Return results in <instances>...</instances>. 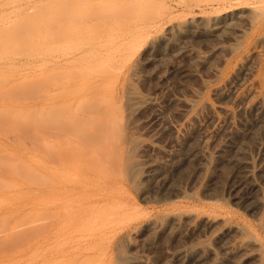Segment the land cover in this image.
Masks as SVG:
<instances>
[{"label":"rangeland","instance_id":"obj_1","mask_svg":"<svg viewBox=\"0 0 264 264\" xmlns=\"http://www.w3.org/2000/svg\"><path fill=\"white\" fill-rule=\"evenodd\" d=\"M105 1L113 4L112 0H0V111L7 110L0 119L8 116L7 122L4 118L0 123L5 127H0L4 130L0 133V166L8 168L14 160L19 164L14 163L15 170L0 167L5 171H0V181L5 180L0 182V243L11 233L15 241L9 238L0 245V264H263L264 126L247 124L248 128L244 122L250 123L256 115L246 109L248 105L258 98L264 100V55L253 54L254 47L264 50V0L251 6L263 13L257 27L239 16L217 24L208 22L215 16L248 12L250 6L247 9L235 0H114L107 7ZM98 2L103 5L96 9ZM122 2L133 3V10L126 6L122 10ZM91 5L96 10L91 11ZM137 5L142 7L137 9ZM102 6L115 7L119 16L112 11L115 8L106 13ZM146 6L152 9L149 15ZM84 9L95 14L100 10V18ZM125 10L130 13L121 12ZM121 20L125 24L117 22ZM37 79H47L40 83L49 90L46 85L40 88ZM31 81L36 87L34 82L31 88L25 85ZM20 84L38 92L30 91L33 98L29 92L31 97L23 98L27 93L20 92L21 99L18 93L26 87ZM254 85L255 92L243 102L240 97ZM80 86L84 88L79 92ZM95 99L96 109L97 104L89 105ZM51 106L63 109L51 114ZM90 107L96 111L88 110ZM79 108L84 111L75 113ZM69 109L76 117L73 113L71 117ZM38 114L46 119H36ZM67 119L74 121L72 125ZM8 121L28 126L16 125L15 129ZM52 126L60 132L68 130L69 135H60ZM25 130L29 132L25 134ZM55 132L58 136H53ZM33 134L39 138L31 140ZM35 140L40 142L32 143ZM21 141L27 145H20ZM52 149H57L56 155ZM248 169L252 171L249 179L245 177ZM101 171L112 173L106 177ZM42 176L47 183H42L46 180ZM38 232H42L40 236ZM73 232L77 234L71 235ZM79 234L86 239H78L77 244ZM9 242L17 245L12 247ZM5 243L10 244L9 249ZM95 256L98 258H92Z\"/></svg>","mask_w":264,"mask_h":264},{"label":"bare ground","instance_id":"obj_2","mask_svg":"<svg viewBox=\"0 0 264 264\" xmlns=\"http://www.w3.org/2000/svg\"><path fill=\"white\" fill-rule=\"evenodd\" d=\"M100 1H101V0H100ZM142 1H143V0H142ZM162 1H163V0H162ZM222 1H224V0H222ZM227 1H229V0H227ZM230 1H231V0H230ZM235 1H236L237 3H239V4H241V5H245V6L247 7V9H248V7H249V6L251 7V6L254 4V1H257V0H235ZM112 2H113V4H114V0H112ZM231 2H233V1H231ZM231 2H230L229 4H231ZM40 3H41V2H40ZM54 3H56V2H54ZM101 3H102V2H101ZM101 3H100V2L97 3V4H100V5H96V4H95V5L97 6V8H96V7H95V8H96V9L101 8V5H103V4H101ZM110 3H111V2H109V1H108V3H106V1H105V4H104V5L106 6V4L109 5ZM135 3H136V2H135ZM142 3H143V2H142ZM145 3H146V2H144V4H142V5H143V6L146 5ZM154 3H155V2H154ZM154 3H152V4L150 3V5H154ZM158 3H159V2H158ZM161 3H163V2H161ZM161 3H159V4H161ZM260 3H261V2H260ZM41 4H42V3H41ZM113 4L111 3L110 5L113 6ZM123 4H124V5H123ZM125 4H126V3H124V2H122V3L120 4L122 10L125 9V7L123 8L122 6H126L128 9H130L131 7H133V6H132L133 3H128V2H127V5H125ZM128 4H130V5L128 6ZM136 4H137V3H136ZM139 4L141 5L140 2H139ZM159 4L156 3V5L160 6ZM11 5H12V4H11ZM140 5H137V9H138L139 7H142V6H140ZM46 6H47V5H46ZM82 6H83V5H82ZM86 6H87V5H86ZM99 6H100V7H99ZM105 6H104V7L102 6L103 9H105V8L107 7V6H106V7H105ZM114 6H115V5H114ZM118 6H119V5H117V6H115V7H117V9H118ZM130 6H131V7H130ZM138 6H139V7H138ZM154 6H155V5H154ZM91 7H92V5L90 6V8H91ZM115 7H114V8H115ZM167 7H168V6H167ZM250 7H249L248 12H242V11H241V12H239L238 14L235 13V14H232V15H227V16H225V17H223V18H221V17H216V16H215L214 18H210V19H208V22H209L210 24H217L219 21H221V20H223V19H230L231 17H234V16L237 17V16H239V17H241V18H243V19H246L248 22H250L251 27H257L258 24H259V23L262 21V19H263V13H262L261 9L258 8V6H257V7H251V8H250ZM38 8H40V7H38ZM48 8H49V7H48ZM50 8H51V7H50ZM92 8H93V9H91V11H93V10L95 9L94 6H93ZM114 8H113V7H112V8H108L109 10L106 8L105 10H106V11L108 10V11L111 12V10L114 9ZM146 8H148V7L146 6ZM196 8H197V7H196ZM96 9H95V10H96ZM117 9L115 8V10H112V11H114V13L117 14L116 12H118V10H119L120 8H119L118 10H117ZM121 9H120V10H121ZM143 9H145V8H143ZM165 9H167V8H165ZM14 10H15V9H14ZM33 10H34V9H33ZM40 10H41V8H40ZM42 10H44V8H43ZM80 10H81V9H80ZM120 10H119V11H120ZM132 10H133V8L130 9L129 11H132ZM148 10H149V8H148ZM148 10H146V13H145V10H144V11H143V10H139V11H143L142 13L140 12L141 14L145 13L146 15H149L148 13H151L152 11L150 12V10H152V9H150L149 12H147ZM153 10H154V9H153ZM35 11H36V10H35ZM81 11H83V10H81ZM84 11H85V9H84ZM91 11L88 10V12L85 11L84 13H89V14H91V13H92ZM97 11H98V10H97ZM97 11H96V12H97ZM108 11H107L106 13H108ZM127 11H128V10H127ZM139 11H135V12H139ZM38 12H39V11H38ZM90 12H91V13H90ZM98 12H100V10H99ZM98 12H97V14H95V12L92 13V14L99 15L98 17L100 18V14H101V12H100V13H98ZM110 12H109V14H111ZM121 12H125V13H126V10H125V11H121ZM217 12H218V11H217ZM236 12H237V11H236ZM69 13H70V12H69ZM75 13H77V12H75ZM78 13L81 14V12H79V11H78ZM78 13H77V14H78ZM103 13H104V12L102 11V14H103ZM106 13H105V15H106ZM112 13H113V12H112ZM129 13H130V12H129ZM129 13H126V14H129ZM131 13H134V12H131ZM156 13H157V12H156ZM158 13H159V12H158ZM5 14H6V13H5ZM11 14H12V13H11ZM39 14L41 15V13H39ZM48 14H49V13H48ZM80 14H78V15H80ZM115 14H114V15H115ZM123 14H124V13H123ZM145 14H144V16H145ZM152 14H153V13H152ZM0 15H1V14H0ZM28 15H29V14H28ZM36 15H37V14H36ZM73 15H74V14H72V16H73ZM81 15H82V14H81ZM84 15L88 16V14H84ZM95 15H93V16H95ZM105 15H104V16H105ZM117 15H118V14H117ZM117 15H116V16H117ZM120 15H121V14H120ZM135 15H137V14H135ZM44 16H45V15H44ZM46 16L49 17V15H46ZM54 16H55V15H52L50 19H52V17H54ZM64 16H65V15H64ZM93 16H92V17H93ZM109 16H110V15H109ZM118 16H119V15H118ZM133 16H134V15H133ZM140 16H141V15H140ZM144 16H142V17H140V18L138 17V18H139V19H141V18L144 19ZM157 16H158V15H157ZM20 17H21V16H20ZM29 17H30V16H29ZM39 17L42 18L41 16H39ZM78 17H79V16H78ZM96 17H97V16H95V18H96ZM101 17H102V15H101ZM112 17H113V16H112ZM114 17H115V16H114ZM123 17H124V16H123ZM129 17L131 18V16H129ZM129 17H128V18H129ZM134 17L136 18V16H134ZM134 17H133V18H134ZM22 18H23V17H22ZM40 18H39V19H40ZM44 18H46V17H44ZM44 18H43V21H44ZM67 18H68V16H67ZM84 18H85V17H84ZM88 18H90V17H88ZM99 18H98V19H99ZM109 18H110V17H109ZM115 18H116V17H115ZM124 18H125V20H126L127 17H124ZM133 18H132V19H133ZM145 18H146V16H145ZM237 18H238V17H237ZM26 19H27V18H26ZM53 19H54V18H53ZM56 19H57V17H56ZM58 19H59V18H58ZM75 19H76V18H75ZM82 19H83V18H82ZM106 19H107V18H106ZM122 19H123V18H122ZM143 19H142V20H143ZM24 20H25V19H24ZM67 20H68V19H67ZM71 20H72V19H71ZM87 20H88V21H89V20L92 21L91 19H87ZM103 20H104V19H103ZM113 20H114V19H113ZM119 20H120V19H119ZM169 20H170V19H169ZM236 20H237V19H236ZM5 21H6V20H5ZM34 21H35V20H34ZM36 21H38V20H36ZM65 21H66V20H65ZM76 21H78V20H76ZM80 21H81V20H80ZM84 21H85V20H84ZM101 21H102V20H101ZM104 21H105V20H104ZM135 21H137V19H136ZM13 22H14V21H13ZM31 22H32V21H31ZM47 22H48V21H47ZM56 22H57V20H56ZM56 22H55V23H56ZM68 22H69V21H68ZM68 22H67V23H68ZM78 22H79V21H78ZM81 22H82V21H81ZM106 22H107V21H106ZM111 22H112V21H111ZM114 22H115V21H114ZM117 22H120L121 24H122V22H123V24H125L124 22H126V21L121 20V21H117ZM117 22H116V23H117ZM133 22H134V21H133ZM225 22H226V21H225ZM3 23H4V22H3ZM17 23H21V22H17ZM28 23H29V20H28ZM32 23H33V22H32ZM48 23H51V21H49ZM67 23H66V25H67ZM72 23H73V22H72ZM74 23H76V22L74 21ZM144 23H145V22H144ZM223 23H224V22H223ZM30 24H31V23H30ZM34 24H36V23H34ZM37 24H38V23H37ZM53 24H54V23H53ZM68 24H69V23H68ZM101 24H102V23H101ZM117 24H119V23H117ZM121 24H120V25H121ZM20 25H21V24H20ZM26 25H27V24H26ZM60 25H61V24H60ZM88 25H90V24H88ZM98 25H100V24H98ZM8 26H9V25H8ZM24 26H25V24H24ZM39 26H40V24H39ZM55 26H56V25H55ZM77 26H78V23H77ZM90 26H91V25H90ZM156 26H157V25H156ZM6 27H7V26H6ZM33 27H34V26H33ZM41 27H42V26H41ZM51 27H52V26H51ZM66 27H67V26H66ZM71 27H72V26H71ZM84 27H85V26H84ZM93 27H94V26H93ZM173 27H174V26H173ZM0 28H1V27H0ZM36 28L38 29V26H37ZM46 28H48V27H46ZM54 28H55V27H54ZM63 28H64V27H63ZM72 28H73V27H72ZM74 28H75V27H74ZM81 28H82V27H81ZM85 28H86V27H85ZM109 28H110V27H109ZM149 28H150V27H149ZM5 29H6V28H5ZM12 29H13V28H12ZM14 29H15V28H14ZM30 29H31V28H30ZM37 29H36V30H37ZM48 29H49V28H48ZM59 29H60V28H59ZM59 29H58V30H59ZM75 29H76V28H75ZM83 29H84V28H83ZM91 29H92V28H91ZM17 30H18V29H17ZM17 30H16V34H17ZM21 30H22V29H21ZM52 30H53V29H52ZM63 30H64V29H63ZM79 30H80V29H79ZM145 30H146V29H145ZM2 31H3V30H2ZM4 31H5V30H4ZM14 31H15V30H14ZM18 31H19V30H18ZM42 31H43V30H42ZM75 31H76V30H75ZM97 31H98V30H97ZM99 31H101V30H99ZM121 31H122V30H121ZM132 31H133V30H132ZM11 32H12V31H11ZM60 32H61V31H60ZM63 32H64V31H63ZM76 32H77V31H76ZM84 32H85V31H84ZM94 32H95V31H94ZM94 32H93V33H94ZM3 33H4V32H3ZM6 33H7V32H6ZM29 33H30V32H29ZM65 33H68V31H67V32H64V34H65ZM73 33H74V32H73ZM112 33H113V32H112ZM120 33H121V32H120ZM125 33H127V32H125ZM4 34H5V33H4ZM4 34H3V35H4ZM11 34H12V33H11ZM13 34H14V33H13ZM49 34H50V32H49ZM54 34H55V33H54ZM54 34H53V35H54ZM61 34H62V33H61ZM64 34H63V35H64ZM85 34H86V33H85ZM6 35H7V34H6ZM30 35H31V34H30ZM32 35H33V34H32ZM35 35H36V34H35ZM45 35H47V34H45ZM50 35H51V34H50ZM90 35H91V34H90ZM136 35H137V34H136ZM9 36H10V35H9ZM11 36H12V35H11ZM22 36L24 37V35H22ZM22 36H21V37H22ZM57 36H58V35H57ZM59 36H60V35H59ZM83 36H84V34H83ZM106 36H107V35H106ZM3 37H5V36H3ZM19 37H20V36H19ZM36 37H37V36H36ZM51 37H52V36H51ZM51 37H50V38H51ZM62 37H63V36H62ZM75 37H76V36H75ZM146 37H147V35L145 36V38H146ZM1 38H2V37H1ZM34 38H35V37H34ZM38 38H39V37H38ZM44 38H45V37H44ZM133 38H134V37H133ZM145 38H144V39H145ZM17 39H18V38H17ZM45 39H46V38H45ZM53 39H55V38L53 37ZM57 39H58V37H57ZM120 39H121V38H120ZM139 39H140V38H139ZM33 40H34V39H33ZM46 40H47V39H46ZM90 40H91V39H90ZM3 41H6V40H3ZM11 41H12V40H11ZM19 41H20V40H18V42H19ZM108 41H109V40H108ZM137 41H138V40H137ZM34 42H35V41H34ZM82 42H83V41H82ZM93 42H94V41H93ZM7 43H8V42H7ZM10 43H11V42H10ZM24 43H25V42H24ZM27 43H28V42H27ZM103 43H104V42H103ZM111 43H112V42H111ZM256 43H257V42H256ZM25 44H26V43H25ZM28 44H29V43H28ZM60 44H61V43H60ZM74 44H76V43H74ZM79 44H80V43H79ZM4 45H5V44H4ZM6 45H7V44H6ZM13 45H14V44H13ZM32 45H33V44H32ZM44 45H45V44H44ZM53 45H54V44H53ZM58 45H59V44H58ZM65 45H66V44H65ZM71 45H72V44H71ZM76 45H77V44H76ZM87 45H88V44H87ZM130 45H131V44H130ZM8 46H9V45H8ZM42 46H43V44H42ZM42 46H41V47H42ZM48 46H49V43H48ZM84 46H85V45H84ZM84 46H83V47H84ZM1 47H3V46H1ZM1 47H0V48H1ZM17 47H18V46H17ZM36 47H39V46H36ZM65 47H66V46H65ZM74 47H76V46H74ZM102 47H103V46H102ZM10 48H11V47H10ZM13 48H15V47H13ZM19 48H20V47H19ZM22 48H23V47H22ZM53 48H54V47H53ZM263 48H264V47H263ZM7 49H8V48H7ZM136 49H137V48H136ZM0 50H1V49H0ZM30 50H31V49H30ZM30 50H29V51H30ZM49 50H50V49H49ZM77 50H78V49H77ZM79 50H80V48H79ZM1 51H2V50H1ZM34 51H35V50H34ZM46 51H47V50H46ZM46 51H45V52H46ZM57 51H58V50H57ZM2 52H3V51H2ZM7 52H8V51H7ZM12 52H13V51H12ZM18 52H19V51H18ZM25 52H26V50H25ZM31 52H32V51H31ZM36 52H37V51H36ZM48 52H49V51H48ZM51 52H52V51H51ZM54 52H55V50H54ZM90 52H92V51H90ZM96 52H97V51H96ZM263 52H264V50H263L262 48H261V50H260L258 47H254V49H253V54H255V55H257V56H261V57H262V56L264 55ZM0 53H1V52H0ZM49 53H50V52H49ZM114 53H116V52H114ZM5 54H6V53H5ZM8 54H9V53H8ZM10 54H11V53H10ZM95 54H96V53H95ZM2 55H4V54L2 53ZM25 55H26V54H25ZM100 55H102V54H100ZM20 56H21V55H20ZM23 56H24V54H23ZM253 56H254V55H253ZM27 57H28V56H27ZM65 58H66V57H65ZM80 58H81V57H80ZM113 59H114V58H113ZM113 59H112V60H113ZM117 59H119V58H117ZM120 59H121V58H120ZM101 60H102V59H101ZM110 60H111V59H110ZM241 60H242V59H241ZM249 60H250V56L246 59L245 63H248ZM99 62H100V61H99ZM43 63H44V62H43ZM110 63H111V62H110ZM124 63H125V61H124ZM245 63H244V64H245ZM115 64H116V63H115ZM89 65H90V64H89ZM93 65H94V63H93ZM93 65H92V66H93ZM117 65H118V64H117ZM81 66H82V65H81ZM110 66H111V65H110ZM115 66H116V65H115ZM84 68H85V66H84ZM117 68H118V67H117ZM86 69H87V67H86ZM86 69H83V68H82L81 70H80V69H79V70L85 72ZM91 69H92V68H91ZM91 69H90V71H91ZM67 70L69 71V69H67ZM51 71H52V70H51ZM74 71H75V70H74ZM74 71H72L71 73H73ZM108 71H110V70H107V72H108ZM111 71H112V70H111ZM64 72H65V71H64ZM76 72H77V71H75V73H76ZM87 72H88V69H87ZM96 72H97V71H96ZM103 72H105V70H104ZM119 72H120V71H119ZM252 72H253V71H252ZM40 73H41V72H40ZM51 73H53V72H51ZM79 73H80V72H79ZM81 73H82V72H81ZM108 73H109V72H108ZM54 74H55V72H54ZM60 74H61V73H60ZM76 74H78V72H77ZM76 74H73V75L76 76ZM86 74H89V73H86ZM105 74H106V72H105ZM105 74H104V75H105ZM67 75H70V73L68 72ZM67 75H66V76H67ZM73 75H72V77H74ZM101 75H102V73H101ZM107 75H108V74H107ZM251 75H252V74H251ZM53 76H54V75H51V77H53ZM55 76H56V75H55ZM246 76H247V75H246ZM2 77H3V75H2ZM19 77H20V76H19ZM38 77H39V76H38ZM0 78H1V77H0ZM4 78H5V76H4ZM4 78H3V80H4ZM7 78H10V77H7ZM36 78H37V77H36ZM36 78H35V79H36ZM53 78H55V77H53ZM56 78H57V76H56ZM68 78H69V76H68ZM5 79H6V78H5ZM33 79H34V78H33ZM26 80H27V79H24V80H22V81H25V82H26ZM38 80H39V84L41 85L40 88H44L46 84L44 85V84H41V83H42L43 81H45V80L47 81V79H44L43 81H41L40 79H37V80H34V81H35V82H38ZM50 80H51V79H50ZM85 80H86V79H85ZM4 81H5V80H4ZM27 81H29V80H27ZM34 81H33V82H34ZM53 81H54V80H53ZM20 82H21V80H20ZM25 82H24V83H25ZM31 82H32V81H31ZM31 82H28V83H31ZM33 82H32L31 84H25V85H27V86L30 85L29 87L31 88V85L35 83V82H34V83H33ZM40 82H41V83H40ZM55 82H56V81H55ZM70 82H71V81H70ZM52 83H53V82H52ZM52 83H51V84H52ZM57 83H58V82H56V85H57ZM36 84H37V83H35V87H36ZM47 84H48V83H47ZM20 85H22V84H20ZM20 85H18V86L21 87ZM25 85H22V86H25ZM42 85H44V86H42ZM94 85H95V84H94ZM106 85H107V84H106ZM257 85H258V84H257ZM27 86H25L26 89H29V88H27ZM47 86H48V85H46V87H47ZM54 86H55V85H54ZM76 86H77V85H76ZM83 86H85V85H83ZM101 86H102V85H101ZM101 86H100V87H101ZM19 87H18V88H19ZM35 87H34V88H35ZM38 87H39V86H38ZM103 87H104V85H103ZM103 87H101V88H103ZM106 87H107V86H106ZM9 88H10L12 91H14V90L16 91V90H17V89H12V88H14V87L11 88V87L9 86ZM77 88H78V87H77ZM80 88L83 89L84 87L80 86V87L78 88V91H79V92H80V90H79ZM254 88H255V85H254L253 87H251L249 90L247 89L248 91H245V93L243 94V96L240 97V98H242V101H243V100L245 101V100L248 98V96H250L251 94H253V93L255 92ZM19 89H20V88H19ZM22 89H23V88H22ZM26 89H24V90L26 91ZM70 89H71V91H73V88H70ZM85 89H86V87H85ZM103 89H104V88H103ZM35 90H36V91H35ZM35 90H34V89H32V90L29 89V91H27V92H25V91H24V92L19 91L18 94L21 95V93H22V94L27 93V94H25V95L23 96V98H25L26 96H27L28 98H30V97L32 96V93H31L30 91L38 92L36 88H35ZM38 90H39V88H38ZM45 90H49V88L47 87V89H45ZM74 90H75V89H74ZM105 90H106V89H105ZM5 91H6V90H5ZM7 91H8V89H7ZM9 91H10V90H9ZM63 91H64V90H63ZM63 91L60 90L59 92H63ZM76 91H77V89H76ZM82 91H83V90H82ZM20 92H21V93H20ZM28 92H29V94H31V96H28V95H29ZM34 92H33V93H34ZM3 93H5V94H4L5 96H7V95H6V92H3ZM11 93H13V92H11ZM75 93H78V92H75ZM1 94H2V92L0 93V95H1ZM7 94H9V93H7ZM38 94H39V93H38ZM52 94L54 95V94H56V93H52ZM217 94H218V93H217ZM2 95H3V94H2ZM10 95H12V94H10ZM34 95H35V94H34ZM36 95H37V94H36ZM47 95H48V94H47ZM40 96H41V95H39V96H37V97H40ZM44 96H45V94L43 95V97H44ZM48 96H49V95H48ZM50 96H51V95H50ZM20 97H21V99H22V95H21ZM33 97H34V96H32L31 98H33ZM43 97H42V98H43ZM89 97H90V96H89ZM103 97L105 98V95H104ZM103 97H102V99H103ZM231 97H232V96H231ZM1 98H2V97H1ZM6 99H7V98H6ZM14 99H15V98H14ZM227 99H229V98H227ZM3 100H4V99H3ZM3 100H2V101H3ZM12 100H13V99H12ZM81 101H82V100H81ZM88 101H89V100H88ZM88 101H87V102H88ZM90 101H91V100H90ZM222 101H223V100H222ZM244 101H243V102H244ZM4 102H5V101H4ZM79 102H80V101H79ZM84 102H85V101H84ZM87 102H85V103H87ZM95 102H96V99L94 100L93 103H90V102H88V103H90V104H89L90 106H91V104H93V105H94V104H97V105H95V109H96V106H98V103H95ZM107 103H108V102H107ZM66 104H67V103H66ZM71 104H72V103H71ZM222 104H223V103H222ZM79 105H80V104H79ZM207 105H208V104H207ZM84 106L87 107L86 105H82V106H80L81 109H84V108H85ZM47 107H48V106H47ZM51 107H52V106H51ZM51 107H50V109H51ZM54 107H55V106L52 107V109L54 110V112L51 111V110H49L51 114H52V113H55V111L57 112L58 110H61V111H62V109H63V108L61 109V107H60V109H59V107H58L57 109H55L56 107H55V108H54ZM92 107H93V106H92ZM92 107H90L88 110L96 111V110H94V109L92 110V109H91ZM93 108H94V107H93ZM97 108H99V107H97ZM213 108H215V107H213ZM8 109H9V108H8ZM16 109H17V108H16ZM34 109H35V108H34ZM34 109H33V110H34ZM44 109H45V108H44ZM99 109H100V108H99ZM221 109H222V108H221ZM246 109H249L250 111L254 112V114H256V115L254 116L255 119L253 120V118H252L251 122H250V120L248 121V120H245V118H244L245 121L250 122V123L244 122V123H246V124H244V125L247 126V124H248L249 126L252 125V126L255 127V128H257V127H258V128H259V127L262 128V127L264 126V100L261 99V98H258L257 100L253 101V103L249 104L248 107H247ZM0 110H1V109H0ZM4 110H5V109H4ZM79 110H80V108H79L78 110L76 109V112H75V113H78V112H80V111H84V110H86V109H84V110H80V111H79ZM219 110H220V109H219ZM2 111H3V109H2ZM2 111H0V114H1ZM6 111H7V110H6ZM6 111H3V113H5ZM36 111H37V110H36ZM41 111L43 112V110H41ZM61 111H60V114H61V113L63 114L64 112H61ZM74 111H75V110H74ZM77 111H78V112H77ZM97 111H98V110H97ZM99 111H100V110H99ZM246 111H247V110H246ZM20 112H22V111H20ZM30 112H31V110H30ZM69 112H70L71 117H73V116H72L73 110H72V113H71V110L69 109ZM87 112H88V111H87ZM87 112H86V113H87ZM38 113H40V111H38ZM50 113H49V114H50ZM75 113H73V114H75ZM88 113H89V112H88ZM88 113H87V114H88ZM247 113H248V111H247ZM14 114H15V113H14ZM26 114H27V113H26ZM30 114H31V113H30ZM40 114H41V113H40ZM40 114L37 115L36 119L38 118V116H40ZM45 114H47V113H45ZM51 114H50V115H51ZM57 114H58V113H57ZM60 114H59V118H60V116H61ZM233 114H234V113H233ZM242 114H243V113H242ZM248 114H250V112H249ZM21 115H22V114H21ZM41 115H42V114H41ZM43 115H44V112H43ZM53 115H54V114H53ZM70 115H69V116H70ZM89 115H91V114H89ZM93 115H95V114H93ZM239 115H240V114H239ZM239 115H238V116H239ZM16 116H17V115H16ZM45 116H46V115H44V117H45ZM74 116L76 117V114H75ZM248 116H249V115H248ZM12 117H13V116H12ZM22 117H24V116H22ZM41 117H42V118H41ZM56 117H58V115H57ZM71 117H70V118H71ZM82 117H83V116H82ZM82 117H81V118H82ZM4 118L6 119V122H7V120H8V116H7V118L4 116ZM4 118H2V119H4ZM10 118H11V117H10ZM28 118H29V116H28ZM46 118L49 119L48 116H46ZM46 118H43V116H40L38 119L41 120V119H46ZM81 118H80V119H81ZM83 118H84V117H83ZM250 118H251V117H249V119H250ZM2 119H0V120H1L0 123H1V122L3 123V120H2ZM23 119H24V118H23ZM30 119H32V118H30ZM51 119H52V118H51ZM84 119H85V118H84ZM89 119H90V118H89ZM10 120H11V119H10ZM16 120H18V118H17ZM21 120H22V119H21ZM26 120H27V117H26ZM67 120H69V119H67ZM67 120H63V121H66V122L68 123ZM72 120H73V118H72ZM72 120H69V121H70V122H69L70 125H72L71 123L74 122V121H72ZM81 120H82V119H81ZM87 120H88V119H87ZM97 120H98V119H97ZM99 120H100V119H99ZM24 121H25V120H24ZM31 121H32V120H31ZM34 121H35V120H34ZM34 121H33V122H34ZM37 121H38V120H37ZM94 121H95V120H94ZM6 122H5V124H6ZM8 122H9L8 124H11V126H14V128L16 127V125H17L16 128L22 126V125L20 126L19 123L16 124V125H13L15 122H14L13 124H12V121H11V122L8 121ZM19 122H20V120H19ZM52 122H53V120H52ZM66 122H64V123H66ZM76 122H77V121H76ZM80 122H81V121H80ZM91 122H92V121H91ZM47 123H48V122H47ZM49 123H50V125H52L51 122H49ZM49 123H48V125H49ZM54 123H57V122H54ZM82 123H85V122H82ZM86 123H87V122H86ZM86 123H85V125H87ZM94 123H95V122H94ZM94 123L92 122V124L95 126ZM99 123H100V122H99ZM237 123H239V122H237ZM8 124H7V125H8ZM20 124H21V123H20ZM29 124H30V123H29ZM35 124H36V121H35ZM37 124H38V122H37ZM41 124H42V121H41ZM41 124H40V125H41ZM44 124H45V123H44ZM44 124H42V126H46V127H47V124H45V125H44ZM76 124H77V123H76ZM80 124H81V123H80ZM92 124H91V125H92ZM242 124H243V123H242ZM242 124H240V125H242ZM31 125H32V124H31ZM40 125H38V126L40 127ZM58 125H59V124H58ZM68 125H69V124H68ZM73 125H74V124H73ZM96 125H97V124H96ZM240 125H239V126H240ZM3 126H4V125H3ZM11 126H10V127H11ZM25 126H28V125H25ZM25 126H22V128H23V127L25 128ZM33 126H34V124H33ZM54 126H55V125H54ZM239 126H236V127H239ZM0 127H1V126H0ZM35 127H37V125H35ZM46 127H45V128H46ZM48 127H49V126H48ZM48 127H47V128H48ZM52 127H53V126H52ZM80 127H81V126H80ZM243 127H245V126H243ZM247 127H248V126H247ZM250 127H251V126H250ZM1 128H4V129H5V127H1ZM16 128H15V129H16ZM33 128H34V127H33ZM40 128H41V127H40ZM93 128H94V127H93ZM248 128H249V127H248ZM9 129H11V128H9ZM19 129H21V128H19ZM19 129H18V130H19ZM38 129H39V128H38ZM53 129H54V130L57 129V131L59 130L58 128H54V127H53ZM53 129L51 128V132L54 131ZM75 129H76V128H75ZM233 129H235V128H233ZM1 130H2V129H1ZM30 130H31V129H30ZM33 130H34V129H33ZM35 130H36V128H35ZM42 130H43V129H42ZM44 130H45V129H44ZM83 130H84V129H83ZM87 130H88V129H87ZM236 130H238V129H236ZM251 130H252V128H251ZM3 131H4V130H3ZM3 131H0V133L3 132ZM9 131H10V130H9ZM11 131H12V130H11ZM11 131H10V132H11ZM14 131H15V130H14ZM20 131H21V130H20ZM25 131H26V130H25ZM45 131H47V130H45ZM48 131H50V130H48ZM48 131H47V132H48ZM66 131H68V130H66V129H65L64 131L61 130V132H60V130H59L58 133H60V135H62V133L65 132V134L69 135V133H68V132L66 133ZM81 131H82V130H81ZM96 131H97V130H96ZM96 131H94V132H96ZM233 131H234V130H233ZM27 132H29V131H26L25 134H26ZM30 132H31V131H30ZM51 132H50V133H51ZM70 132H71V131H70ZM83 132H84V131H83ZM83 132H82V134H85V133H83ZM92 132H93V131H92ZM94 132H93V133H94ZM3 133H4V132H3ZM12 133H13V132H12ZM44 133H45V132H44ZM52 133H53V132H52ZM52 133H51V134H52ZM55 133H56V132H55ZM15 134H16V136L19 135V133L17 134V132H16ZM20 134L26 136L25 134H22V133H20ZM98 134H99V133H98ZM5 135H6V134H5ZM11 135H13V134H10V137H11ZM30 135H32V134L30 133ZM30 135L27 134V137H29ZM63 135H64V134H63ZM73 135H75V134L73 133ZM234 135H235V134H234ZM254 135H255V134H254ZM13 136H14V135H13ZM24 136H21L20 138H22V137L24 138ZM34 136H35V135L33 134V137L31 138V140H34L33 138L37 139L36 137L39 138V136H35V137H34ZM44 136H45V135H44ZM53 136H58V134L56 133V134H54ZM71 136H72V135H71ZM87 136L91 137V136H90V133L87 134ZM100 136H101V135H100ZM203 136H204V135H203ZM6 137H7V136H6ZM67 137H68V136H67ZM235 137H236V136H235ZM12 138H13V137H12ZM14 138H15V137H14ZM56 138H57V137H56ZM61 138H62V137H61ZM68 138H70V136H69ZM100 138H101V137H100ZM203 138H204V137H203ZM227 138H228V135H227ZM229 138H231L230 135H229ZM232 138H233V137H232ZM232 138H231V139H232ZM259 138H260V137H259ZM17 139H18V138H17ZM204 139H205V138H204ZM22 140H23V139H22ZM60 140H61V139H60ZM224 140H225V139H224ZM17 141H18V140H17ZM23 141H24V140H23ZM23 141H21L22 143H21L20 145H24V144H26L25 142H24V144H23ZM25 141H26V140H25ZM36 141H39V140H35V141L32 142V143L35 144ZM225 141H226V140H225ZM228 141H229V140H228ZM13 142H14V141H13ZM29 142H31V141H29ZM29 142H28V140H27V143H29ZM39 142H40V141H39ZM60 142H62V140H61ZM230 142H231V141H230ZM258 142H259V141H258ZM43 143H44V142H43ZM228 143H229V142H228ZM36 144H38V142H36ZM224 144H225V142H224ZM226 144H227V142H226ZM26 145H27V144H26ZM42 145H44V144H42ZM52 145H53V144H52ZM34 146H35V145H34ZM37 146H38V145H37ZM45 146H46V144H45ZM224 146H225V145H224ZM226 146H227V145H226ZM0 147H1V146H0ZM35 148H37V147H35ZM38 148H39V147H38ZM38 148H37V149H38ZM45 148H46V147H45ZM53 148H54V147H53ZM62 148H63V146H62ZM70 148H71V147H70ZM219 148H220V147H219ZM27 149H28V148H27ZM84 149H85V148H84ZM48 150H49V149H48ZM48 150H47V152H48ZM55 150L57 151V149H55ZM55 150L52 149V152H53V151L55 152ZM71 150H72V149H71ZM60 152H62V151H60ZM50 153H51V152H50ZM53 154L56 155V152L53 153ZM64 154H65V153H64ZM69 154H70V153H67V155H69ZM65 155H66V154H65ZM67 155H66V156H67ZM71 155H72V154H71ZM73 155H75V154H73ZM4 156L6 157V155H3V157H4ZM8 156H9V155H8ZM13 156H14V155H13ZM77 156H78V155H77ZM3 157H2V158H3ZM5 157L3 158V160L5 159ZM11 157H12V156H11ZM15 157H16V156H15ZM69 157H71V156H69ZM69 157H68V158H69ZM74 157H75V156H74ZM8 158H9V157H8ZM59 158H60V157H59ZM75 158H76V157H75ZM75 158H74V159H75ZM102 159H104V158H102ZM0 160H1V159H0ZM65 160H66V159H65ZM72 160H73V159H72ZM5 161H6V160H5ZM8 161H9V160H7L6 162H8ZM14 161H15V160H14ZM14 161H13L12 164H11L12 161H9V165H7V167L10 166V167H12L11 169L15 170V167H14V163H15V162H14ZM18 161H19V160H18ZM23 161H24V160H23ZM65 162H66V161H65ZM67 162H68V164H69V161H67ZM74 162H75V161H74ZM98 162H100V161H98ZM16 163H17V162H16ZM16 163H15V166H17V165L19 166V164H18V163L16 164ZM19 163H20V161H19ZM24 163H25V162H24ZM72 163H73V162H72ZM87 163H88V162H87ZM93 163H94V162H93ZM116 163H117V162H116ZM1 164H2V162H1ZM1 164H0V165H1ZM21 164H23V163H21ZM99 164H100V163H99ZM99 164H98V165H99ZM248 164H249V163H248ZM11 165H12V166H11ZM24 165H25V167H27L26 164H24ZM70 165H72V164H70ZM80 165H81V164H80ZM82 165H83V164H82ZM103 165H104V164H103ZM103 165H102V166H103ZM106 165H107V164H106ZM242 165H243V164H242ZM1 166H2V165H1ZM1 166H0V167H1ZM99 166H100V165H99ZM110 166H111V165H110ZM3 167H5V166H3ZM3 167H1V168H3ZM10 167H8V168L10 169ZM13 167H14V168H13ZM25 167H24V166L21 167V168L23 169L22 171H23L24 173H25L24 170L26 169ZM80 167H81V166H80ZM112 167H113V166H112ZM250 167H251V166H250ZM1 168H0V171H1ZM8 168H3L2 170L8 171V170H6V169H8ZM17 168H19V167H17ZM107 168H108V167H107ZM107 168H105V169H107ZM109 168H110V167H109ZM252 168H253V167H252ZM19 169H20V168H19ZM98 169H99V167H98ZM114 169H115V168H114ZM245 169H246V168H245ZM13 170H12V171H13ZM17 170H18V169H17ZM28 170H29V169H27V171H28ZM86 170H87V169H86ZM108 170H109V169H108ZM5 171H4V172H5ZM9 171H10V170H9ZM29 171H31V170H29ZM118 171H119V170H118ZM1 172H3V171H1ZM4 172H3V173H4ZM33 172H34V171H32V173H33ZM35 172H36V171H35ZM101 172H102V171H101ZM101 172H100V173H101ZM108 172H109V171H108ZM108 172H107V173H106V172H102L101 175H103V174L106 173V174H105L106 177H109V175H110L112 172H109V173H108ZM244 172H245V171H244ZM251 172H252V171H250V170L248 169V170L245 172V175H246L245 177L249 179V178L251 177ZM13 173H14V172H13ZM19 173H20V171H19ZM21 173H22V172H21ZM28 173H31V172H28ZM117 173H118V172H117ZM34 174H35V173H34ZM34 174H33V175H34ZM113 174H114V173H113ZM21 175H23V174H21ZM37 175H38V174H37ZM66 176H67V175H66ZM114 176H115V175H114ZM17 177H19V176H17ZM36 177H38V176H36ZM36 177H35V178H36ZM42 177H43V176H42ZM21 178H23V177L21 176ZM70 178H71V177H70ZM73 178H74V177H73ZM73 178H72V179H73ZM75 178H76V177H75ZM75 178H74V179H75ZM92 178H93V177H92ZM104 178H105V177H104ZM23 179L27 180L26 177L23 178ZM29 179H30V178H29ZM29 179H28V180H29ZM43 179H44V180L46 179V180H45V182L42 181V183H47V182H48V179H47V178L43 177ZM74 179H73V180H74ZM78 179H79V178H78ZM88 179H90V178L88 177ZM107 179H109V178H106V180H107ZM21 180H22V179H21ZM91 180H92V179H91ZM94 180H95V179L93 178V181H94ZM109 180H110V179H109ZM4 181H5V180H2V179H1L0 182L2 183V182H4ZM30 181H32V180H30ZM49 181H50V180H49ZM52 181H53V180H52ZM6 182H7V181H6ZM6 182H5V183H6ZM10 182H11V181H10ZM74 182H75V181H74ZM7 183H8V182H7ZM79 183H80V182H79ZM107 183H108V182H107ZM12 184H13V182H12ZM12 184H11V185H12ZM14 184H16V183H14ZM32 184H33V183H32ZM35 184H36V183H35ZM35 184H34V185H35ZM37 184H38V183H37ZM55 184H56V183H55ZM77 184H78V183H77ZM77 184H76V185H77ZM4 185H5V184H4ZM11 185H9V186H11ZM18 185H19V184H18ZM94 185H95V184H94ZM106 185H109V184H106ZM45 186H46V185H45ZM97 186H98V185H97ZM252 186H253V185H252ZM1 187H2V186H1ZM5 187H6V186H5ZM16 187H17V186H14V188H16ZM253 187H254V186H253ZM9 188H10V187H9ZM11 188H12V186H11ZM66 191H67V190H66ZM78 191H79V190H78ZM94 191H95V190H94ZM94 191H93V192H94ZM256 191H257V190H256ZM64 192H65V191H64ZM72 192H73V191H72ZM72 192H70V193H72ZM31 193H32V192H31ZM57 193H58V192H57ZM70 193H69V194H70ZM22 194H23V193H22ZM26 195H27V194H26ZM28 195H29V194H28ZM79 195H80V194H79ZM31 196H32V195H31ZM56 196H57V195H56ZM76 196H77V195H76ZM45 197H46V196H45ZM45 197H44V198H45ZM68 197H69V196H68ZM50 198H51V197H50ZM70 198H71V197H70ZM1 199H2V198H1ZM59 199H60V198H59ZM68 199H69V198H68ZM33 200H34V199H33ZM57 200H58V199H57ZM61 200H62V199H61ZM61 200H60V201H61ZM0 201H1V200H0ZM25 201H26V200H25ZM50 201H51V199H50ZM60 201H59V202H60ZM90 201H91V200H90ZM53 202H54V201H53ZM0 203H1V202H0ZM8 203H9V202H8ZM8 203H7V204H8ZM5 204H6V203L4 202L3 205H5ZM7 204H6V205H7ZM53 204H54V203H53ZM102 205H103V204H102ZM108 205H109V204H108ZM87 206H88V205H87ZM93 206H94V205H93ZM120 206H121V205H120ZM122 206H123V205H122ZM124 206H125V205H124ZM99 207L101 208V206H99ZM108 207H111V206L109 205ZM118 207H119V206H118ZM125 207H126V206H125ZM132 207H133V206H132ZM135 207H136V206H135ZM114 208H115V207H114ZM120 208H121V207H120ZM101 209H102V208H101ZM107 209H109V208H107ZM102 210L104 211V209H102ZM132 210H133V209H132ZM135 210H136V209H135ZM59 211H60V210H59ZM64 211H65V210H64ZM64 211H63V212H64ZM103 211H101V212H103ZM109 211H110V210H109ZM109 211H108V212H109ZM42 212H43V211H42ZM44 212H47V211H44ZM49 212H50V211H49ZM113 212H115V211H112V213H113ZM117 212H118V211H117ZM124 212H125V211H124ZM127 212L129 213V211H127ZM94 213H95V212H94ZM103 213H104V212H103ZM106 213H107V212H106ZM110 213H111V212H110ZM125 213H126V212H125ZM56 214H57V212H56ZM95 214H97V213H95ZM95 214H94V215H95ZM15 215H16V214H15ZM29 215H31V214H29ZM58 215H59V214H58ZM91 215H92V214H91ZM100 215H102V214H100ZM100 215H99V216H100ZM109 215H110V214H109ZM122 215H124V214L122 213ZM122 215H121V216H122ZM141 215H142V213H141ZM11 216H12V214H11ZM42 216H43V215H42ZM53 216H54V213H53ZM60 216H61V215H60ZM99 216H98V218H99ZM121 216H120V217H121ZM126 216H128V215H126ZM169 216H170V215H169ZM19 217H20V216H19ZM57 217H58V216H57ZM105 217H106V216H105ZM109 217H110V216H109ZM113 217H114V216H113ZM132 217H133V216H132ZM4 218L6 219L7 217H4ZM11 218H12V217H11ZM25 218H26V217H25ZM50 218H51V217H50ZM60 218H61V217H60ZM84 218H85V217H84ZM102 218H104V217L102 216ZM102 218H101V216H100V219H102ZM122 218H123V217H122ZM128 218H129V217H128ZM30 219H31V218H30ZM40 219H41V218H40ZM43 219H45V218L43 217ZM43 219H42V220H43ZM68 219H69V218H68ZM91 219H92V218H91ZM22 220H23V219H22ZM42 220H41V221H42ZM93 220L96 221L97 218H96V219L93 218ZM111 220H113V219H111ZM114 220H115V219H114ZM25 221H26V220H25ZM27 221H28V219H27ZM39 221H40V220H39ZM87 221H88V220H86V222H87ZM89 221H90V219H89ZM94 221H93V222H94ZM108 221H109V220H108ZM125 221H126V219H125ZM127 221H128V220H127ZM172 221H173V220H172ZM2 222H3V221H2ZM2 222H1V223H2ZM31 222H33V221H31ZM31 222H30V223H31ZM53 222H54V221H53ZM58 222H59V221H58ZM93 222H92V224H94ZM105 222H107V221H105ZM112 222H113V221H112ZM129 222H130V220H129ZM17 223H18V222H17ZM47 223H48V222H47ZM77 223H78V222H77ZM77 223H76V224H77ZM101 223H102V222H101ZM108 223H109V222H108ZM197 223H198V222H197ZM24 224H25V223H24ZM49 224H50V223H49ZM55 224H56V222H55ZM55 224H53V225H55ZM102 224H104L103 227L107 226V225H105V223H102ZM109 224H110V223H109ZM116 224H117V223H116ZM1 225H2V224H1ZM5 225H7V224H5ZM17 225H18V224H17ZM70 225H71V224H70ZM79 225H81V224H79ZM88 225H89V224H88ZM88 225L85 224L84 226L87 227ZM99 225H100V224H98V227H99ZM110 225H112V224H110ZM110 225H108V226H110ZM152 225H153V224H152ZM8 226H9V225H8ZM19 226H21V225H19ZM22 226H23V225H22ZM47 226H48V225H47ZM63 226H64V225H63ZM76 226H78V225H76ZM81 226H82V225H81ZM155 226H156V225H155ZM3 227H4V226H3ZM82 227H83V226H82ZM82 227H81V229H82ZM15 228H16V226H15ZM18 228H19V227H18ZM30 228H31V226H30ZM30 228L27 227L26 231H27L28 229H29L28 231H30ZM77 228H78V227H77ZM84 228H85V227H84ZM157 228H158V227H157ZM4 229H5V228H4ZM6 229H8V227H6ZM11 229H13V228H11ZM31 229H33V228H31ZM65 229H66V228H65ZM65 229H64V230H65ZM93 229L95 230L96 228L93 227ZM98 229H101V228L99 227ZM33 230H34V229H33ZM39 230H41V229H39ZM42 230H43V229H42ZM45 230H47V229H45ZM71 230H72V229H71ZM75 230H76V229H75ZM239 230H240L241 232H244V233H245V231H246V229L243 230L242 228L239 229ZM239 230H237V231H239ZM6 231H8V230H6ZM24 231H25V230H24ZM26 231H25V232H26ZM73 231H74V230H73ZM82 231H83V230H82ZM86 231H87V230H86ZM1 232H2V231H1ZM8 232H9V231H8ZM25 232H24V233H25ZM36 232H37V230H36ZM42 232H44V231H42ZM42 232H40V233H42ZM69 232H70V231H69ZM90 232H91V230H90ZM90 232H89V233H90ZM92 232H93V230H92ZM16 233H17V232H16ZM22 233H23V232H22ZM24 233H23V235H24ZM38 233H39V232H38ZM40 233H39V236L41 235ZM44 233H45V232H44ZM75 233H76V232H75ZM87 233H88V232H87ZM237 233H239V232H237ZM2 234L4 235L3 232H2ZM9 234H10V233H9ZM11 234H12V233H11ZM11 234H10L9 238L12 237ZM26 234H27V233H26ZM35 234H36V233H35ZM66 234H67V232H66ZM70 234H71V233H70ZM73 234H74V232H73L71 235H73ZM76 234H77V233H76ZM76 234H74V235H76ZM84 234H85V233H84ZM231 234H232V233H231ZM21 235H22V234H21ZM31 235H32V232H31ZM36 235H37V234H36ZM36 235H34V237H35ZM5 236H8V235H5ZM14 236H15V235H14ZM19 236H20V235H19ZM19 236H18V238H19ZM67 236H68V235H67ZM67 236L65 235V237H67ZM77 236H78V235H77ZM79 236H80V237L77 238V239L75 238V236H73V238L71 237V239L73 240V239L75 238V239H76L75 241H77V244H78V242H79L78 239H79V240H80V239H83V240L86 239V237L84 238V236L81 237L80 234H79ZM1 237H3V236L0 235V239H1ZM25 237H26V236H25ZM27 237H29V236H27ZM4 238H5V237H4ZM9 238L7 237V239H9ZM2 239H3V238H2ZM7 239H6V240H7ZM14 239H16V237H14ZM31 239H32V237H31ZM31 239L28 240L29 243L31 242V241H30ZM37 239H38V238H37ZM37 239H36V240H37ZM68 239H69V238H68ZM6 240L3 239V241H1V242L3 243V242L6 241ZM12 240H13V238H12V239L10 238L9 241H12ZM16 240H17V239H16ZM32 240H34V239H32ZM53 240H54V239H53ZM83 240H82V241H83ZM13 241H14V240H13ZM19 241H21V240H19ZM25 241H26V239L24 240V243H25ZM70 241H71V240H70ZM75 241H71V242H75ZM80 241H81V240H80ZM82 241H81V242H82ZM104 241H105V240H104ZM110 241H111V240H110ZM7 242H8V241H7ZM14 242H15V241H14ZM14 242H13L12 244H11V242H9V243L12 245V247H14V245H13V244H15ZM17 242H18V241H16V243H17ZM21 242H22V241H21ZM68 242H69V241H68ZM71 242H70V243H71ZM2 243H0L1 246H3ZM9 243H8V244L5 243V244H7L8 249L10 248V247H9V246H10ZM24 243H23V244H24ZM46 243H47V242H46ZM79 243H80V242H79ZM5 244H4V245H5ZM19 244H20V242L18 243V246H19ZM65 244H66V243H65ZM71 244H72V245H75V246L77 245L76 243H71ZM248 244H249V242H248ZM15 245H17V244H15ZM21 245H22V244H21ZM53 245H54V244H53ZM61 245H62V244H61ZM63 245H64V244H63ZM107 245H108V244H107ZM7 246H4V247H7ZM253 246H254V245H253ZM12 247H11L10 250H12ZM65 247H66V246H65ZM65 247H64V249H66ZM67 247H69V246H67ZM93 247H95V246H93ZM254 247H255V246H254ZM254 247H253V248H254ZM257 247H258V246H257ZM21 248H22V247H19V249H21ZM61 248H62V247H61ZM74 248H75V247H74ZM74 248H73V249H74ZM77 248H79V246H78ZM3 249H4V248H3ZM22 249H23V248H22ZM84 249H85V247H84ZM88 249H90V247H89ZM93 249H95V248H93ZM0 250H2V249H0ZM5 250H6V252H7V249H5ZM13 250H14V248H13ZM40 251H41V250H40ZM72 251H73V250H72ZM86 251H87V250H86ZM89 251H91V250H89ZM246 251H247V250H246ZM62 252H63V251H62ZM64 252H65V251H64ZM82 252H83V251H82ZM248 252H249V251H248ZM250 252H251V251H250ZM262 252H263V251H262ZM7 253H8V252H7ZM34 253H35V252H34ZM43 253H44V251H43ZM241 253H243V252H241ZM36 254H37V252H36ZM180 255H181V254H180ZM75 257H76V256H75ZM99 257H100V256H99ZM176 257H177V256H176ZM29 258H30V257H29ZM92 258H98V257L95 256V257H92ZM92 258H91V259H92ZM102 258H103V257H102ZM82 259H83V258H82ZM72 260H73V259H72ZM93 260H94V259H93ZM96 260H97V259H96ZM31 261H32V260H31ZM80 261H81V260H80ZM85 261H86V259H85ZM28 262H29V261H28ZM28 262H27V263H28ZM68 262H70V260H69ZM74 262H75V261H74ZM82 262H84V261L82 260ZM87 262H89V261H87ZM90 262H91V261H90ZM7 263H8V262H7ZM55 263H56V262H55ZM70 263H71V262H70ZM72 263H73V261H72ZM254 263H255V262H254ZM4 264H5V263H4ZM68 264H69V263H68ZM98 264H100V263H98ZM263 264H264V263H263Z\"/></svg>","mask_w":264,"mask_h":264}]
</instances>
